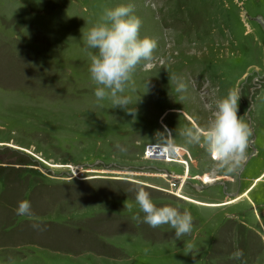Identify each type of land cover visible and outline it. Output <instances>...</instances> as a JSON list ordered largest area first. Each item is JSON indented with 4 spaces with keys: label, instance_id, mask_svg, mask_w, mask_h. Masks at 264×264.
Wrapping results in <instances>:
<instances>
[{
    "label": "rangeland",
    "instance_id": "rangeland-1",
    "mask_svg": "<svg viewBox=\"0 0 264 264\" xmlns=\"http://www.w3.org/2000/svg\"><path fill=\"white\" fill-rule=\"evenodd\" d=\"M122 4L157 42L123 93L134 114L97 104L81 31ZM229 89L253 130L241 178L178 135ZM166 130L183 162L149 154ZM137 181L191 234L134 221ZM0 264H264V0H0Z\"/></svg>",
    "mask_w": 264,
    "mask_h": 264
},
{
    "label": "clouds",
    "instance_id": "clouds-1",
    "mask_svg": "<svg viewBox=\"0 0 264 264\" xmlns=\"http://www.w3.org/2000/svg\"><path fill=\"white\" fill-rule=\"evenodd\" d=\"M132 4L119 5L115 8H105L99 21L87 30L82 31V38L89 52V73L96 85L94 95L98 105L108 99L113 108H122L128 114L135 110L128 108L130 97L123 95L127 86L133 82V74L138 65L153 60V53L157 47L155 39L140 35L141 20L134 14ZM176 83V92L186 90V85L175 75H170V83ZM240 95L238 90L229 89L225 97L215 101V109L211 111L204 126L193 124L178 130L186 146H198L212 162V172L230 175L238 172L247 159V150L252 143L253 130L249 122L239 114ZM204 109L210 106L205 103ZM159 141L166 153L175 151V137L170 131L157 132ZM120 151H125L120 145ZM132 191L135 192V203L139 212L132 217L134 221L142 222L152 228L169 225L175 232V239L190 235L193 228V217L188 209L181 211L172 205L157 206L144 185L134 182ZM131 210V205H127ZM17 215L33 217L31 203L22 200L16 209ZM32 227L37 231L45 229L39 222L34 221ZM190 248L191 245H188ZM243 257L241 250L231 254L234 260Z\"/></svg>",
    "mask_w": 264,
    "mask_h": 264
},
{
    "label": "built area",
    "instance_id": "built-area-1",
    "mask_svg": "<svg viewBox=\"0 0 264 264\" xmlns=\"http://www.w3.org/2000/svg\"><path fill=\"white\" fill-rule=\"evenodd\" d=\"M151 150H149V154H151L152 151H156V150H160L161 154L163 153V148H150ZM158 157V156H157ZM159 158H162L164 159V157H159ZM167 159H174L175 161L177 162H183L182 160V156L180 155L179 151L175 149L174 152H171V153H168V156H167ZM184 183V182H181V184Z\"/></svg>",
    "mask_w": 264,
    "mask_h": 264
},
{
    "label": "water",
    "instance_id": "water-1",
    "mask_svg": "<svg viewBox=\"0 0 264 264\" xmlns=\"http://www.w3.org/2000/svg\"><path fill=\"white\" fill-rule=\"evenodd\" d=\"M253 155H254V153H253ZM253 155H251V156H249V157L247 158L246 163L251 159V157H252ZM245 166H246V164L243 166L241 172L239 173V175H238L239 178H241V175H242V173H243L244 170H245Z\"/></svg>",
    "mask_w": 264,
    "mask_h": 264
},
{
    "label": "flooded vegetation",
    "instance_id": "flooded-vegetation-1",
    "mask_svg": "<svg viewBox=\"0 0 264 264\" xmlns=\"http://www.w3.org/2000/svg\"><path fill=\"white\" fill-rule=\"evenodd\" d=\"M254 151H255V149H254ZM254 151H253V152H254Z\"/></svg>",
    "mask_w": 264,
    "mask_h": 264
}]
</instances>
